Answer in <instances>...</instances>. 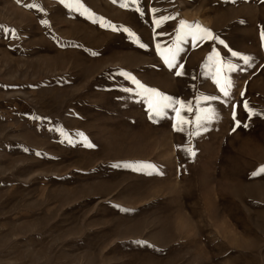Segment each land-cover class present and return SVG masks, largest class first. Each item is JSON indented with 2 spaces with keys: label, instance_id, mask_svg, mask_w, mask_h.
Masks as SVG:
<instances>
[{
  "label": "rangeland",
  "instance_id": "obj_1",
  "mask_svg": "<svg viewBox=\"0 0 264 264\" xmlns=\"http://www.w3.org/2000/svg\"><path fill=\"white\" fill-rule=\"evenodd\" d=\"M66 2L0 0V264H264V0H79L95 23ZM128 76L183 102V130Z\"/></svg>",
  "mask_w": 264,
  "mask_h": 264
},
{
  "label": "snow or ice",
  "instance_id": "obj_2",
  "mask_svg": "<svg viewBox=\"0 0 264 264\" xmlns=\"http://www.w3.org/2000/svg\"><path fill=\"white\" fill-rule=\"evenodd\" d=\"M18 2H19V0H18ZM113 2L115 3L116 0H113ZM135 2H136V0H133V3H135ZM61 3H65L66 7H72V4L67 3L66 0H61ZM75 3H76V6L78 9H83L82 14H86L89 17H91L93 19L94 23L97 22L94 14L91 13L88 9L84 8V6L81 3H79V0H75ZM127 6H128L127 4H121V7H127ZM28 7H34V8H37L39 11H43V9L40 8V6L38 4L28 5ZM135 11L140 12L141 15H143V12L141 11V9L139 7H136ZM152 11L156 12L157 10L152 9ZM167 19H171V17H161L159 20H153V23H155L157 25V27H159L161 24V21L167 20ZM99 22H100L101 27L111 26L110 24H106L103 21V18H101ZM41 23L47 24V21H41ZM0 27H2V26H0ZM112 27H113V30H115V27L114 26H112ZM7 31L12 32L13 35L15 34L14 30L7 29ZM123 31L127 32L130 37L134 36V33H132L127 28H124ZM177 31H178V35H177L178 40L183 39L185 35L191 36L192 37V43L194 46L198 40H215L220 45H224L225 48L228 47V45L225 43L224 40L220 39L218 36H214L213 33L211 32V30L203 28L198 22L190 24L187 21H180V24H179ZM260 35H261V40L264 41V31H262ZM140 47L143 48V47H147V46L144 44H140ZM179 51H180V49L178 47L169 48V49H166L164 51H161L160 45L159 44L157 45L158 54L161 55L162 59L164 60V63L166 65H168L169 68L174 67L176 54ZM229 51L231 52V55L233 57L240 56V58L243 59L246 64L249 63V61L251 59L248 56H241L240 53H238L236 51H232L231 49H229ZM208 60L211 62V66L215 68V73L213 74L214 83L219 88V91L221 93H223V95L225 97L229 96L228 89L231 87V81L229 78H227L224 75V72H225V70L234 71L235 66L231 62L222 61L220 58V54H219V52H217L216 48L212 49V52L209 55ZM182 67H183V65H180V68H182ZM175 74L177 76H180L183 73L181 71L177 70ZM125 75H127V74H125ZM128 78L131 79L132 82L137 85V87L140 89V91L148 99L149 110L152 113H154L155 115H163L164 110L166 108L172 107L173 111H175L177 114L176 115V123L173 124L174 129L183 130V125L189 123V121L185 120L180 115V112L184 108L183 102H181V101H175L174 102L172 97H169L167 95H164L163 93H160L157 89L146 87L145 85L141 84L138 80H136L135 77L128 76ZM242 95H243V93H242ZM153 97H156L158 99L153 101ZM204 99L205 100H211V99H216V97L206 96V97H204ZM174 103L179 104L180 107H175ZM244 108L248 112L249 116L253 115V110L248 106L247 102L244 103ZM188 110L189 111L191 110L190 106L188 107ZM204 111H205L204 115L198 114L196 117L195 123L197 124V126H200L201 122L204 120H210V119L214 118V113L211 109H206ZM149 118L151 119L152 117L150 116ZM233 118L235 119V112H233ZM237 125H239V121H237ZM195 134H197V133H195V132L191 133V135H195ZM80 135L83 136L82 133H80ZM84 142H85V146L93 147L92 144L87 142L86 137L84 138ZM191 154L194 155L195 153L192 152ZM261 172H264V166H261L257 170V172L253 173V175H258Z\"/></svg>",
  "mask_w": 264,
  "mask_h": 264
}]
</instances>
